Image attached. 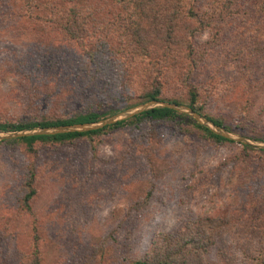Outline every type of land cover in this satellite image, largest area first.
I'll return each mask as SVG.
<instances>
[{
    "label": "rangeland",
    "instance_id": "rangeland-1",
    "mask_svg": "<svg viewBox=\"0 0 264 264\" xmlns=\"http://www.w3.org/2000/svg\"><path fill=\"white\" fill-rule=\"evenodd\" d=\"M111 1L74 0L63 9L98 8L103 14L96 17L113 19ZM224 1L173 6L187 13L177 23L183 33L192 31V51L148 55L126 69L110 67L109 76L98 77L94 86L70 71L88 76L94 67L102 75L97 62L106 58H98L95 48L87 50L93 40L42 51L47 41H65L39 21L0 19V122L36 117L44 80L66 87L77 81L84 93H58L64 102L47 108L71 103L69 111L112 109V117L143 104L137 96L153 77L163 99L186 106L187 89L195 87L208 114L229 127L225 131L264 142L259 140L264 138V19L253 0H235L224 22L199 29L196 21L207 6L219 8ZM125 54L119 51L117 61H127ZM55 60L62 65L53 73ZM9 140L14 139L0 140V264H31L35 257L39 264H131L162 236L177 238L184 225L205 239L207 251H201L198 264H253L264 246L259 149L206 140L185 121L145 122L63 144L36 143L30 153ZM29 176L34 195L27 210Z\"/></svg>",
    "mask_w": 264,
    "mask_h": 264
},
{
    "label": "trees",
    "instance_id": "trees-1",
    "mask_svg": "<svg viewBox=\"0 0 264 264\" xmlns=\"http://www.w3.org/2000/svg\"><path fill=\"white\" fill-rule=\"evenodd\" d=\"M186 1L187 0H112L109 11H114L112 15L113 19L105 20L96 17L103 14L101 9L99 11L98 8L96 10L89 8V10L82 13L72 8L63 9L66 4L71 2L74 3V0H0V19L39 21L42 24L48 25V28H52L56 36L60 34L62 36L60 40L65 41L63 45L58 39L56 42L47 41L43 44L42 51H65L67 50L66 48H70V43L76 44L86 40H93L94 43L89 46L87 50L90 51L95 48L98 58H106V61H102L101 63L97 62L98 70L103 71L102 75L97 76V70L94 67L93 70H88V76L86 71H70L72 73H80L82 75L81 78L86 77L85 81L87 84L94 86L98 84L99 78L109 76L110 67L117 65L121 67H125L126 65L129 67L136 66L132 64L139 65L148 55H162L163 53L178 49L192 51L191 43L189 42V37L193 35L192 31L191 33H183V30L177 23L179 19L184 18L187 13L185 15L180 9L176 10V7H183ZM253 2V7L264 19V0H253ZM175 4L176 7L173 10ZM16 5L20 7L14 10ZM235 5V0H225L219 8L208 5V10L203 12L202 15L198 17V20L196 19L197 27L199 29L214 27L218 23L224 22L226 17H228L227 13L231 14V8ZM104 44L107 45L106 48H104ZM122 49H125L127 52L124 56V59L127 61H117L119 51L121 52ZM34 50L38 51L37 49ZM51 64L53 73L57 72L60 65H62L58 60L52 61ZM126 68L127 67H125V69ZM76 82L77 81L73 82V87L76 86L73 92V90H71L73 88L72 85L71 87H66L65 84L63 85L51 81L53 86H48L47 84H49L50 81L44 80L41 86L42 91L36 95L37 99L34 98L37 108L40 109L41 107L42 111L39 112L36 117L29 121H23L22 123L0 122V132L91 124L109 117L116 112L112 109L105 112H98L94 111V109H89L91 107L79 112L69 111L71 103L59 107H46L49 106L47 104L53 106V102H55L54 106L62 104L64 101L61 98L62 96L60 97L58 93L63 91L69 92L70 95L74 93L79 94V96H84V93H80L81 89H83V87H81L82 83L78 84ZM158 82L159 80L153 77L150 78L147 84L148 88L145 87L146 89H143V92L137 96L139 102L166 101L174 104H182L175 100L163 99L161 97V87ZM186 98L185 105L191 109V111L203 116L217 127L229 129V127L224 125L221 119L208 114L201 101H198V92L195 87L187 89ZM160 121H185L199 131L206 140L214 143H234L213 134L207 128L197 124L184 114L167 108H153L148 111H143L128 119L116 121L92 131L25 136L6 141V143H19L24 146L26 152L30 153L33 151V145L36 143L63 144L75 139L102 135L119 128H135L145 122ZM260 139L264 140V138H259V140ZM240 147L242 151L251 150L249 146L240 145ZM257 152L264 156V150H258ZM31 184L32 176H29L25 184L28 191L23 197V206L27 210L28 201L34 195ZM184 226V230L177 238L171 239L168 235L162 236L159 240V244L153 243L152 251L145 253L141 260L132 261L131 264H198L201 251H207L205 249L207 248L204 242L205 239L203 240L202 233L199 232L198 229H189V227L186 228V225ZM32 261L31 264H39L36 257ZM253 264H264V246L259 247L256 254V261Z\"/></svg>",
    "mask_w": 264,
    "mask_h": 264
},
{
    "label": "water",
    "instance_id": "water-1",
    "mask_svg": "<svg viewBox=\"0 0 264 264\" xmlns=\"http://www.w3.org/2000/svg\"><path fill=\"white\" fill-rule=\"evenodd\" d=\"M153 108L172 109L178 113L189 116L197 124L207 128L210 132H212L213 134L217 136H220L232 142L240 143L241 145L249 146L250 148L264 150V142L262 141L249 140L243 137L234 136L230 134L229 132L225 131L223 128L213 125L211 122L206 120L204 117L191 111V109H189L186 106L175 105L172 103H165V102H160V101H147L143 104L134 106L126 111H123L115 116H112L107 119H103L96 123H91V124L59 126V127H49V128H31V129H24V130L15 131V132H0V140L16 139L20 137L34 136V135H55V134L71 133V132L81 133V132L92 131L95 129H99L105 125L112 124L116 121L128 119L143 111H148Z\"/></svg>",
    "mask_w": 264,
    "mask_h": 264
}]
</instances>
